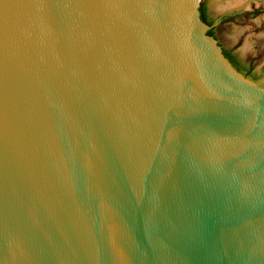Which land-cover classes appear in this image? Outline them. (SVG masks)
<instances>
[{"label": "water", "instance_id": "1", "mask_svg": "<svg viewBox=\"0 0 264 264\" xmlns=\"http://www.w3.org/2000/svg\"><path fill=\"white\" fill-rule=\"evenodd\" d=\"M222 46L228 0H0V264H264V85Z\"/></svg>", "mask_w": 264, "mask_h": 264}, {"label": "rangeland", "instance_id": "2", "mask_svg": "<svg viewBox=\"0 0 264 264\" xmlns=\"http://www.w3.org/2000/svg\"><path fill=\"white\" fill-rule=\"evenodd\" d=\"M230 10L244 56L255 60L259 67L256 76L264 83V0H247Z\"/></svg>", "mask_w": 264, "mask_h": 264}, {"label": "flooded vegetation", "instance_id": "3", "mask_svg": "<svg viewBox=\"0 0 264 264\" xmlns=\"http://www.w3.org/2000/svg\"><path fill=\"white\" fill-rule=\"evenodd\" d=\"M206 2V1H204ZM202 2L200 7L203 6L204 7V12L208 15L209 17V20L211 21V23L209 24L211 26L210 28V32L212 31V35H214L213 33V29L215 28V24H216V16L214 15H211V12L209 11V8L207 7V3H204ZM226 19H229L230 17L229 16H226L225 17ZM223 48V51H226V50H229L231 51L230 54H231V57L241 66L243 67L244 69L246 70H250V74L249 75H246L250 78H252L253 80L255 81H258L260 82V80H258L257 76H256V73L259 71V67L258 65L256 64L255 60L254 59H251L247 56H244L243 54H241L237 49H227L225 48L224 46H222ZM264 85L263 82H260Z\"/></svg>", "mask_w": 264, "mask_h": 264}, {"label": "trees", "instance_id": "4", "mask_svg": "<svg viewBox=\"0 0 264 264\" xmlns=\"http://www.w3.org/2000/svg\"><path fill=\"white\" fill-rule=\"evenodd\" d=\"M200 11H201V17H202V19H203V21H205L206 23H208V24H210L211 23V21L209 20V17H208V15L204 12V7L203 6H201L200 7ZM209 34H211L212 33V31L210 32H208ZM212 35V34H211ZM230 52L231 51H229V50H226V51H224V53H225V55L230 59V61L232 62V64L239 70V71H241L242 73H244L245 75H249L250 74V70H246V69H244L243 67H241L232 57H231V54H230Z\"/></svg>", "mask_w": 264, "mask_h": 264}, {"label": "bare ground", "instance_id": "5", "mask_svg": "<svg viewBox=\"0 0 264 264\" xmlns=\"http://www.w3.org/2000/svg\"><path fill=\"white\" fill-rule=\"evenodd\" d=\"M247 0H228V3L230 6H238L241 5L242 3H245Z\"/></svg>", "mask_w": 264, "mask_h": 264}]
</instances>
